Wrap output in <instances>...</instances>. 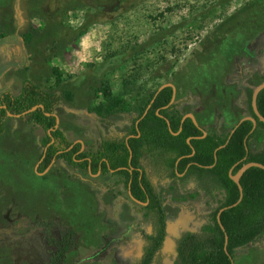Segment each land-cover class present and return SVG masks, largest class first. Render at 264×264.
Here are the masks:
<instances>
[{
  "label": "rangeland",
  "instance_id": "374dc122",
  "mask_svg": "<svg viewBox=\"0 0 264 264\" xmlns=\"http://www.w3.org/2000/svg\"><path fill=\"white\" fill-rule=\"evenodd\" d=\"M26 78L61 96L59 126L88 152L122 133L168 81L183 109L201 112L211 132L214 124L226 130L246 113L244 88L264 81V0H0V93L17 94ZM106 83L127 111L97 112L108 103L97 90ZM43 133L9 115L0 133V264L47 263L54 247L37 219L75 230L63 264H126L138 227L118 177L62 159L35 171ZM172 199L190 210L213 206L194 191ZM261 240L237 249L235 264L264 257Z\"/></svg>",
  "mask_w": 264,
  "mask_h": 264
},
{
  "label": "flooded vegetation",
  "instance_id": "af4514ba",
  "mask_svg": "<svg viewBox=\"0 0 264 264\" xmlns=\"http://www.w3.org/2000/svg\"><path fill=\"white\" fill-rule=\"evenodd\" d=\"M171 83L173 86H164L171 88L172 94L168 103L154 108V113H152L151 106L154 98H149L146 104L142 103L137 113L129 119L125 130L122 133L116 134L124 137L125 144L129 150V156L125 164L113 167L107 158L103 156H100L99 159L95 156L92 159L86 155H80L75 159L77 163L87 161L90 169L92 167L95 169V171L91 170L92 174L90 175L98 176L110 173L117 176L123 186L129 206H131L129 217L130 219L133 217L135 227H138L135 230H131L128 235L129 241L126 243V250L124 252L125 256L129 257L126 264H134L141 259L145 252L144 248L150 242L153 243L157 239L160 218V214L157 211L160 208L163 211L164 217V235L161 246L155 250L154 258L159 259L161 264H173L174 262L182 264L178 251L181 242L184 241L187 234L210 233L213 232L215 224L219 226L216 215L222 207H225L222 206V203L225 201L226 191L216 183L214 177L216 175L215 169L218 166L217 152L225 146V136L228 132L232 134L235 131L236 127L242 122L240 121L242 117L252 116L256 119L255 133L252 137L255 139L256 144L255 146L251 145V138L250 147L247 145L245 147L246 154L230 167L232 168L231 173H236V171L233 172V169L237 164H240V168L243 164L253 161L249 159L248 153L257 154L264 150V128H262L260 122L263 125L264 123L258 119L253 111L248 110L246 90H244L246 113L237 118L226 130L220 128L221 124H214V128L212 127L213 131L211 132L205 125L206 122H203L202 119L199 121L198 117L201 115V112L199 115L197 114L199 111L191 108L188 110L183 109V102L178 104V90L173 82ZM158 88L157 91L160 90ZM202 103L203 101L199 105H202ZM143 105L144 111L140 115V108ZM139 115L140 117H138ZM133 118L136 119L132 122ZM140 121L152 132L154 136L152 141L147 142L144 139L139 127ZM78 140L81 143L75 142L80 144L79 150L76 153L88 152L84 149L83 141L81 139ZM130 140L138 146V152L135 155L130 149ZM157 141L161 145L165 143L164 145L167 147L154 151L151 147ZM213 143H216V145L211 149L210 147ZM81 145H83L82 150ZM70 148L68 147L67 150ZM57 159H62L66 164L71 165L63 158H54V161ZM51 161L47 166H51L54 163V161ZM41 162V159L38 158L36 162L37 168L41 167ZM47 166L43 167L39 172L44 173ZM77 166L79 165L77 164ZM104 169L107 171H104ZM85 170L88 172V168ZM120 171L122 173H119ZM227 175L230 178L229 170ZM230 180L232 179L230 178ZM207 190L211 194L207 193ZM175 191L176 195L178 193L190 194L193 191L199 192V194L208 198L213 206L203 209L205 204L194 203L195 209L193 207L190 210L191 204L189 203L173 202L168 205L169 202L166 201H174L172 197ZM223 210L219 213V219ZM262 237L264 238V236ZM248 244L258 245L259 241H249L244 245L237 246L232 256L233 262L236 250ZM261 244L264 245V239L261 240ZM249 262L250 264H264V257H261V255L253 256ZM151 264L154 263L152 262Z\"/></svg>",
  "mask_w": 264,
  "mask_h": 264
},
{
  "label": "trees",
  "instance_id": "16d2710c",
  "mask_svg": "<svg viewBox=\"0 0 264 264\" xmlns=\"http://www.w3.org/2000/svg\"><path fill=\"white\" fill-rule=\"evenodd\" d=\"M60 72L61 71L58 70L57 67H54V76H56L57 79L60 78ZM160 85L161 84L151 90L143 102V104H146L149 98H154V102L151 106L152 113H154V108L168 103L171 98V88L164 87L157 91ZM97 90L108 101L104 108L97 107V112L103 110L110 112L119 105H124L122 109H126L127 111V105L126 103L124 104L122 97L111 96L107 83L101 85ZM244 90H246L247 94L248 110L252 111L250 104L252 88L245 87ZM68 96L67 93L66 97ZM61 100V96L57 93L45 90L27 78L24 79L21 82V87L17 94H13L9 91L0 93V133L4 129V121L8 116V112L20 114V119L25 123L40 125L45 134L41 141L42 149L39 158L42 162L41 167L39 166L37 168L38 171L42 170L43 167L45 168L53 157L63 158L69 164H78L84 169L87 168L88 162L84 161L77 163V160H75L80 155H86L92 159L95 156H97V159H99L100 156L106 157L113 167L126 163L129 150L125 144L124 137L118 135L103 137L100 146L95 152L77 154L76 151L79 150V143H74V145L67 150L73 141L68 140L59 126L56 128L54 127L56 122L55 109L60 105ZM37 104H42L43 107H37L35 110L29 112L26 111ZM256 105L260 114L264 116V87L257 94ZM143 111L144 105L140 108V115ZM140 115L138 117H140ZM135 119L136 118H133L132 122ZM142 121L139 122L140 130L144 139L150 142L154 139V136L147 126L143 125ZM260 125L264 128L261 122ZM251 128V121L244 120L240 122L239 126L236 127L232 134L230 132L227 133L224 138L226 142L225 146L217 152L218 166L217 169H215L216 175L214 177L216 183L226 191L225 201L222 203V206H229L239 198L238 187L230 180L227 172L235 162L246 154L245 144L250 147V139L255 133V128L252 130L253 132L250 133ZM49 129L50 133H48ZM52 138L53 141L51 142ZM245 138L246 143L244 142ZM164 144L161 145V143L157 141L155 145L153 144L154 146H152L151 149L154 151L163 149L167 147ZM215 145L216 143H213L210 148L212 149ZM137 147L138 146L130 140V149L134 155L138 152ZM248 157L253 161L264 164V150L257 154L248 153ZM239 166L240 164H237L233 172L237 171ZM91 170L95 171L93 167ZM104 171L107 170L104 169ZM119 173H122V171ZM239 183L242 187L241 200L236 205L225 208L220 214V221L224 227V231L215 224L213 232H204L197 235L187 234L184 241L181 242L178 251L182 264H231L232 256L237 246L244 245L249 241H260L262 239V236H264V169L255 166L247 168L240 177ZM207 193L211 194L209 190H207ZM157 212L160 214L158 237L153 243L150 242L144 248L145 252L143 257L134 264H151L152 262L154 264H161L159 259L154 258V253L162 243L164 235V217L161 208L158 209ZM35 225L44 229L46 241L54 247L48 256L46 264H63L66 253L75 245V230L69 226H62L53 220L42 221L37 219L35 220ZM51 226L57 227V237L48 235V230ZM224 233L227 235L226 248L228 253L223 249Z\"/></svg>",
  "mask_w": 264,
  "mask_h": 264
},
{
  "label": "water",
  "instance_id": "95a60500",
  "mask_svg": "<svg viewBox=\"0 0 264 264\" xmlns=\"http://www.w3.org/2000/svg\"><path fill=\"white\" fill-rule=\"evenodd\" d=\"M164 86H173V85H172L171 82H165V83H163V84H161V85L159 86L158 90L161 89V88L164 87ZM263 87H264V81L260 82L259 84H257L256 86H254V87L252 88L250 104H251V108H252L253 113L258 117L259 120H261V121L264 123V116H262V115L260 114V112L258 111L257 105H256V97H257V94H258V92H259ZM172 99H173V96H172ZM37 107L42 108L43 105H42V104L34 105V106H32L31 108H29L28 110H26V111H27V112H29V111H33V110H35ZM26 111H25V112H26ZM7 115H9V116H16V117H19V116H20V114H12V113H10V112H8ZM190 116H191V115H190ZM247 119L250 120V121L252 122V128H251V130H250V132H251V131L255 128L256 119H255L254 117H252V116H244V117H242V118L240 119V121L247 120ZM58 122H59V121H58V118H57V116H56V122H55V125H54L55 128L58 127V125H59ZM48 133H50V129L48 130ZM52 140H53V138L51 139V141H52ZM75 142H80V143H81V141L78 140V139L74 140L73 143H75ZM244 142L246 143V138L244 139ZM73 143H72V144H73ZM72 144L69 146V148L72 147ZM245 147H246V144H245ZM82 149H83V145H81V150H82ZM54 158H55V157H53V159H52L51 162L54 161ZM49 166H50V165H49ZM49 166H47V168H48ZM250 166H256V167H259V168L264 169V164L259 163V162H254V161L247 162V163L243 164V165H242V166L236 171L235 174H232V173H231V172H232V168L229 169V176H230V178L235 182V184H236L237 187H238V190H239V198H238V200H237L236 202L232 203L231 205H229V206H225V207H222V208L220 209V211L223 210V209H225V208H227V207H231V206L236 205V204L241 200V198H242V188H241V185H240V183H239V177H240V175L242 174V172H243L246 168H248V167H250ZM34 168H35V171L38 172V170H37V164H35V167H34ZM47 168H46L45 170H47ZM87 168H88V172H89V174H92V173H91V169H90V165H88ZM98 172H99V171H98ZM39 173H40V172H39ZM94 175H95V174H94ZM220 211H219V213H220ZM219 213L216 215V218H217V221H218V223H219V226H220L221 230L224 231V227H223V225L221 224L220 219H219ZM226 245H227V235L224 233V245H223V249H224V251H225L226 253H228V252H227ZM231 264H234V262L232 261Z\"/></svg>",
  "mask_w": 264,
  "mask_h": 264
},
{
  "label": "crops",
  "instance_id": "0c3cea01",
  "mask_svg": "<svg viewBox=\"0 0 264 264\" xmlns=\"http://www.w3.org/2000/svg\"><path fill=\"white\" fill-rule=\"evenodd\" d=\"M28 79V78H27ZM32 81V80H31ZM33 82V81H32ZM34 84H36L35 82H33ZM36 85H38V84H36ZM39 86V85H38ZM41 87V86H40ZM42 88V87H41ZM59 106H57L56 107V109H55V114H56V116H57V118H58V121L60 122V120H59V117H58V114H57V108H58ZM58 122V123H59ZM4 124H5V121H4ZM27 124H29V123H27ZM30 124H34V123H30ZM34 125H36L37 126V129H43L40 125H37V124H34ZM60 127V126H59ZM4 130V129H3ZM62 130H63V128H62ZM39 131V130H38ZM44 131V130H43ZM63 132L65 133V131L63 130ZM44 134L45 133H43V134H40V135H38V143H39V145L41 146V141H42V139H43V137H44ZM65 135H66V133H65ZM66 137H67V135H66ZM37 138V137H36ZM68 138V137H67ZM68 140H69V138H68ZM76 140V139H75ZM70 141H74V140H70ZM41 149H42V147H41ZM40 153H41V151H40ZM40 155V154H39ZM39 158V157H38Z\"/></svg>",
  "mask_w": 264,
  "mask_h": 264
}]
</instances>
